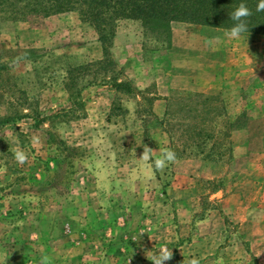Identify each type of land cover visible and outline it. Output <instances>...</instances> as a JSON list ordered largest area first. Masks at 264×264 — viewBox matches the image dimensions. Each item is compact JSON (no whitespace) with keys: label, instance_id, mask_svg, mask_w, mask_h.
Here are the masks:
<instances>
[{"label":"rangeland","instance_id":"rangeland-1","mask_svg":"<svg viewBox=\"0 0 264 264\" xmlns=\"http://www.w3.org/2000/svg\"><path fill=\"white\" fill-rule=\"evenodd\" d=\"M170 30L117 21L110 51L128 94L100 75L87 84L95 74L85 66L104 51L78 11L0 12L7 264H152L165 248L164 264H264V34L229 39V29L183 21ZM76 67L80 107L65 86ZM190 107L214 134L205 153L183 152ZM169 150L175 162L156 168Z\"/></svg>","mask_w":264,"mask_h":264},{"label":"trees","instance_id":"trees-1","mask_svg":"<svg viewBox=\"0 0 264 264\" xmlns=\"http://www.w3.org/2000/svg\"><path fill=\"white\" fill-rule=\"evenodd\" d=\"M240 3H245L252 11V16L248 18V32L264 34V12L256 11L259 0H0V12L8 13L13 19H25L29 15L47 17L67 11H78L84 22L95 27L104 57L95 63L87 64L86 68L76 67L69 71L65 83L71 101L80 107L83 101H81V88L77 86L80 84L81 72L84 68L95 74L93 81H88L87 84L97 82L100 75L102 81L110 82L117 91L128 94L135 91L129 81L121 78L120 70H115L110 51L118 20H139L147 31L167 34V37L171 33L170 25L174 21L230 29L233 25L230 13ZM94 67L97 68L96 72ZM188 109L189 115H191L190 111L195 115L185 118L187 120L181 123L183 152L189 149L194 152L192 147L195 146L197 149L200 148L199 153H205L207 142L214 134H211L208 128L203 112L197 108ZM169 122L172 123L170 119ZM173 149L176 152L180 151L174 144ZM215 152L217 151L213 150V153Z\"/></svg>","mask_w":264,"mask_h":264},{"label":"clouds","instance_id":"clouds-1","mask_svg":"<svg viewBox=\"0 0 264 264\" xmlns=\"http://www.w3.org/2000/svg\"><path fill=\"white\" fill-rule=\"evenodd\" d=\"M257 12H264V0H259L256 7ZM252 16V11L246 6L245 3L240 5L230 13V20L233 22L232 27L225 32V36L229 39H239L242 35L249 31L248 18ZM153 150L145 147L142 158L151 159ZM16 159L19 163L23 164L27 160V155L23 151L16 153ZM176 153L169 150L163 154L162 158L155 160V167L163 169L168 164L175 162ZM172 251L169 249H161L158 253H154L151 257L152 264H164L165 261L170 260ZM0 264H7V258L0 257ZM39 264H49V257L42 256ZM189 264H199V260L193 258Z\"/></svg>","mask_w":264,"mask_h":264}]
</instances>
